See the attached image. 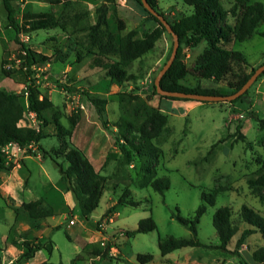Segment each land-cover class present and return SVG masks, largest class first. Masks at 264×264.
I'll list each match as a JSON object with an SVG mask.
<instances>
[{
	"label": "rangeland",
	"instance_id": "rangeland-1",
	"mask_svg": "<svg viewBox=\"0 0 264 264\" xmlns=\"http://www.w3.org/2000/svg\"><path fill=\"white\" fill-rule=\"evenodd\" d=\"M101 1L13 0L19 24L17 30L9 26L7 11L0 0V87L26 97L27 82L34 78L42 94L53 102L52 108L45 112L48 119L45 138L25 148L15 143L1 147L6 168L0 179V264L43 261L52 264H262L252 257L255 250L264 247V234L260 231L247 237L240 255L212 247H184L162 255L159 241L168 236L191 237L190 230L172 214L193 217L195 210L205 202L204 193L218 191L215 203L205 202L207 208L198 224V237L206 244L215 246L220 242L213 225V216L219 207L230 206L239 226L228 245L230 250L235 249L242 230L249 227L241 218L242 205L264 214V189L249 185L251 178L264 172V74L261 73L244 98L236 102L160 100L153 94V84L171 56L174 37L149 18L137 0H116L108 3L110 27L114 32L125 35L135 29L137 39L146 38L145 33L149 32H158L159 37L152 49L127 66L132 78L114 81L106 72L116 58L89 50L85 42L83 28L96 21V8ZM258 1L264 3V0ZM235 3L236 0H223L228 10ZM193 9L184 0H158V10L170 24L192 13ZM40 13L53 17L59 26L32 30L27 20L30 14ZM228 21L237 24L238 16L229 13ZM262 31L264 22L258 25L252 37L229 44L246 55L250 71L264 63ZM22 44L32 48L38 58L31 73L24 64ZM204 46L184 47L183 61L191 66ZM2 68H6L7 73H3ZM181 82L199 83L224 94L233 91L225 83L197 79L191 74L184 76ZM120 91L140 94L167 116V122L154 138L159 147L155 161L157 174L170 181L163 193L152 187H137L139 159L129 164L125 162L119 144L102 124L90 100L107 99V127L116 129L114 124L121 115L116 94ZM55 115L65 128L64 134H60L54 124ZM20 125L39 127V121L34 113H27ZM238 125L245 140L231 136ZM63 138L70 147L83 151L94 168L107 176L100 204L89 220L74 209L73 195L65 190L53 160L64 167L68 164L59 152ZM124 196L126 200L138 201L139 205L122 203L113 208ZM41 197L46 199L44 204L53 206L54 214L32 219L23 204ZM149 216L156 222L155 230L127 236L126 230H135L139 221ZM25 241L43 242L52 247V252L39 250L33 258L22 262L19 258ZM98 248L107 251L111 258L95 256L93 252ZM138 254H151L153 259L141 263Z\"/></svg>",
	"mask_w": 264,
	"mask_h": 264
},
{
	"label": "trees",
	"instance_id": "trees-1",
	"mask_svg": "<svg viewBox=\"0 0 264 264\" xmlns=\"http://www.w3.org/2000/svg\"><path fill=\"white\" fill-rule=\"evenodd\" d=\"M12 1L3 0V4L7 11L9 26L18 30L19 24ZM50 1L52 3H67L72 0ZM115 1L102 0L101 4L96 8V21L87 24L83 29L86 31L85 42L89 50H97L103 55L116 58V61L107 69L106 74L112 80L121 82L133 77V74L127 70V66L131 65L137 58L154 47L159 33H145L146 38L141 40L136 38L138 31L135 29L125 35L114 32L110 27L108 3ZM137 1L143 6L149 18L157 21L164 29L166 28L158 17L144 7L141 0ZM148 2L158 10V0H148ZM184 2L193 6L194 9L192 13L184 15L179 20L171 23L173 30L179 37L180 47L178 48L174 62L161 79L162 88L169 91L226 95L216 88L202 87L199 83L196 85H186L181 82L184 76L191 74L197 79H210L218 83H225L233 89L232 93L236 92L247 82L257 68L250 71V62L246 55L241 51L231 48L229 44L236 39L244 41L257 33L258 25L264 22V3L258 0H236L231 10H228L223 4V0H184ZM229 13L238 16L237 24H232L228 21ZM30 16L27 23L32 30L59 26L57 21L48 14H30ZM260 34L264 36V31L260 32ZM201 44H205L203 50L192 65L188 66L182 59L183 48L189 47L193 49ZM22 45L24 64L31 73V67L38 61V58L32 48L25 44ZM2 71L3 73H7L6 68H2ZM26 91L27 96L25 97L23 94L8 91L0 87V179L2 171L6 168V157L1 147L9 143H15L19 147L25 148L31 143H39L47 136L45 127L48 119L45 112L52 108L53 102L47 95L42 94L34 78H29ZM248 91L249 89L241 96L232 100V102L243 99ZM153 94L158 96L160 100L196 101L190 98L162 95L158 93L155 82L153 84ZM116 95L121 107V115L114 124L116 129L107 127V99L91 98L90 100L95 105L102 124L115 137L116 142L119 144L125 162L129 164L135 158L139 159L140 178L136 181L137 187H152L154 190L163 193L165 189L169 188L170 181L167 177H160L157 174L155 161L159 155V147L154 143V138L167 122V116L162 113L160 107L150 104L140 94L120 91ZM27 113L35 114L39 121V127L20 125V122L25 120ZM54 117V124L58 132L64 134V126L59 121L57 115ZM240 129L241 126L238 125L236 132L231 134V136H236L235 140H245V135ZM220 141H223V139ZM214 145L215 143L212 146ZM40 149L43 150L42 148ZM59 152L63 153L68 163L64 167L63 164L53 159L59 168L61 183L66 191L72 193L75 201L74 209L83 218L89 220L90 215L100 204L106 187L107 176L94 168L83 151L70 147L65 138L61 142ZM46 155L47 153L44 151V156L46 157ZM249 185L256 189H264V172L256 178H251ZM217 192L216 190L213 193H204V201L210 204L215 203ZM126 193L130 195L131 192L126 190ZM125 197H121L113 208L122 203H129L134 206L139 205L138 201L133 199L126 200L128 198ZM45 201L46 199L41 197L37 200L25 202L23 207L28 211L32 219L52 216L54 208L49 203L44 204ZM205 202L199 205L193 217L172 214V217H176L190 230L191 237L175 238L168 236L160 240L159 248L162 255H167L184 247H202L205 249L212 247L224 252L240 255L239 251L245 244L248 236L257 231L264 234V214L243 204L240 210L241 218L249 227L242 230L241 235L237 239L235 249L230 250L228 245L233 236L239 231V226L233 219L232 208L225 205L219 207L213 216V225L220 240L219 244L214 246L202 242L198 237V224L207 208ZM156 228V222L152 216H149L141 219L135 230H126L125 233L131 237L138 232H149ZM21 249L22 254L19 260L22 262L33 258L39 250L46 249L49 253L52 252V247H47L43 242L33 244L31 241H25L21 245ZM93 253L102 259L109 257L108 252H103L101 248L95 249ZM252 257L256 263L264 264V247L255 250ZM137 259L139 262L145 263L152 260L153 255L138 254ZM39 264L52 263L50 261H43Z\"/></svg>",
	"mask_w": 264,
	"mask_h": 264
},
{
	"label": "water",
	"instance_id": "water-1",
	"mask_svg": "<svg viewBox=\"0 0 264 264\" xmlns=\"http://www.w3.org/2000/svg\"><path fill=\"white\" fill-rule=\"evenodd\" d=\"M141 2L147 10H149L152 14H154L156 17L159 18V20L163 23V25L166 27V29L168 31H170L174 37V45H173V50H172L171 56L155 78V86L157 88L158 93H160L162 95H166V96L190 98V99H194V100L202 101V102H204V101H208V102L232 101V100L236 99L237 97L241 96L242 94H244L250 88V86L254 83L256 78L261 73L264 72V63H263L254 71V73L247 80V82L239 90H237L236 92H234L232 94H226V95L202 94V93H196V92L169 91V90L163 89L161 86V79L163 78V76L167 72V70L170 68V66L172 65V63L174 62V60L177 56L178 48L180 45L179 37H178L177 33L173 30L169 21L164 17V15H162L158 10H156L148 2V0H141Z\"/></svg>",
	"mask_w": 264,
	"mask_h": 264
},
{
	"label": "built area",
	"instance_id": "built-area-1",
	"mask_svg": "<svg viewBox=\"0 0 264 264\" xmlns=\"http://www.w3.org/2000/svg\"><path fill=\"white\" fill-rule=\"evenodd\" d=\"M9 144H11V143H9ZM17 145V144H16Z\"/></svg>",
	"mask_w": 264,
	"mask_h": 264
},
{
	"label": "crops",
	"instance_id": "crops-1",
	"mask_svg": "<svg viewBox=\"0 0 264 264\" xmlns=\"http://www.w3.org/2000/svg\"><path fill=\"white\" fill-rule=\"evenodd\" d=\"M204 264H206V263H204Z\"/></svg>",
	"mask_w": 264,
	"mask_h": 264
}]
</instances>
